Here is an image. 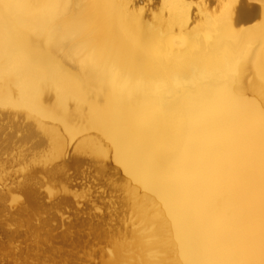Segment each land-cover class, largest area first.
Wrapping results in <instances>:
<instances>
[{
    "label": "bare ground",
    "instance_id": "1",
    "mask_svg": "<svg viewBox=\"0 0 264 264\" xmlns=\"http://www.w3.org/2000/svg\"><path fill=\"white\" fill-rule=\"evenodd\" d=\"M5 128L0 172L14 134L38 140L15 188L0 174V233L30 243L9 260L264 264V0H0ZM81 165L119 193L115 222L58 234L36 173L70 204Z\"/></svg>",
    "mask_w": 264,
    "mask_h": 264
},
{
    "label": "rangeland",
    "instance_id": "2",
    "mask_svg": "<svg viewBox=\"0 0 264 264\" xmlns=\"http://www.w3.org/2000/svg\"><path fill=\"white\" fill-rule=\"evenodd\" d=\"M154 1L155 0H151V3ZM250 3L252 5L255 4L253 2ZM11 131V129L7 128L0 130V139L8 138L9 135L12 134ZM21 136V133L14 134L12 138V149L9 151V154L5 153L2 155L3 160L8 159L6 164L9 167L6 169V171L0 172V174L2 173L6 176L7 181H5V184L8 185L9 188H15L17 185L16 183L23 178L22 175L27 173V170L23 168L22 162L28 161V159L32 158L36 151L35 144L38 140L33 139L27 143H21L19 142ZM32 168H34V170H39L42 168V164L34 165ZM36 174L39 180L42 181V184L45 183L43 186H37L39 199L41 198V203L47 207L40 217L41 221L43 219L51 218V224L58 234L64 233L69 229H71L72 232L77 231L80 229V227L77 226V222L89 221L90 218L92 219L93 217L96 219V222L99 221L101 224L107 227L114 224V220L116 218L114 213L116 212L117 196L119 193L113 191L110 185L106 184L102 179H99L94 171L87 165H81L78 169L71 167L66 171L65 176L67 180L65 183L71 193L75 195L73 197H69L71 200L70 204H64L60 202L63 198L61 194H56L55 196L48 195L46 184L48 185L50 182L41 171L37 172ZM6 205L9 206L8 208H10V205L14 206V208L16 207V203L8 202ZM14 208L11 210L13 211ZM11 210L5 211L4 216H9ZM14 223L10 222L8 225H5V229L8 231H15L17 227ZM34 223L40 222L34 221ZM71 224H73V226H70ZM18 230H20L22 233L25 228H19ZM88 232L89 231L85 229V240L86 242L88 240L87 244L89 247H86L83 252H81V254L84 252L85 254L86 252L90 253L92 252V249H94V246H91L93 244L91 237H87ZM5 245L6 239L0 233V264H18L20 263V260H9L8 257L4 255V251L10 249V253L12 252L13 254L16 251L18 252L21 248L27 247V245H30V243L26 239L19 238L16 239L11 246H9V244L6 246ZM54 253L57 260L61 263L64 256H60L56 251ZM53 258L54 255L52 253L51 264L53 262ZM28 259L29 258H27V260ZM46 260L43 262V264H50V262L48 261L47 263ZM90 264L98 263L96 260H94L93 262H90Z\"/></svg>",
    "mask_w": 264,
    "mask_h": 264
}]
</instances>
